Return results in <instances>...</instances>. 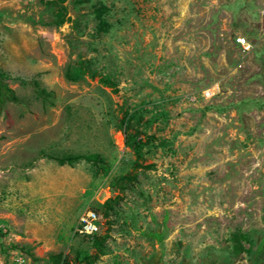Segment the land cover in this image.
Wrapping results in <instances>:
<instances>
[{
  "label": "rangeland",
  "instance_id": "rangeland-1",
  "mask_svg": "<svg viewBox=\"0 0 264 264\" xmlns=\"http://www.w3.org/2000/svg\"><path fill=\"white\" fill-rule=\"evenodd\" d=\"M0 68V264H260L264 0H0Z\"/></svg>",
  "mask_w": 264,
  "mask_h": 264
},
{
  "label": "trees",
  "instance_id": "trees-1",
  "mask_svg": "<svg viewBox=\"0 0 264 264\" xmlns=\"http://www.w3.org/2000/svg\"><path fill=\"white\" fill-rule=\"evenodd\" d=\"M88 64H90V61L85 62V65H83V66H79V68L77 70H73L69 66L65 71L66 78L68 80H71V81L80 80L81 78H83V76L86 74V72H88V70H89ZM91 75L93 76L94 73L91 72ZM37 93L39 96H43V97L51 95V92L45 88H38ZM18 101H19V97H18L15 89L12 88L9 84V75L3 69L0 68V116H1L5 106L8 103L18 102ZM131 147H133L137 152H139V149H138L136 143L135 144L133 143L131 145ZM82 157H84V156L83 155H67V156L57 158V160L61 164L65 163V162L73 163L75 160L82 158ZM85 157H88V156H85ZM95 210H97V209H95ZM147 235L157 242H161L163 240V234L159 233V232H150ZM93 236H95L96 240H98L100 238L98 234H95ZM55 258L59 260L61 257L55 256Z\"/></svg>",
  "mask_w": 264,
  "mask_h": 264
},
{
  "label": "built area",
  "instance_id": "built-area-1",
  "mask_svg": "<svg viewBox=\"0 0 264 264\" xmlns=\"http://www.w3.org/2000/svg\"><path fill=\"white\" fill-rule=\"evenodd\" d=\"M237 44L240 45L243 50H249L251 47L250 41L245 36L236 37ZM213 90L206 89L204 90V96H211ZM103 224L102 215L95 209H86L84 210L78 220L76 226V232L84 237H90L95 234L100 233Z\"/></svg>",
  "mask_w": 264,
  "mask_h": 264
},
{
  "label": "flooded vegetation",
  "instance_id": "flooded-vegetation-1",
  "mask_svg": "<svg viewBox=\"0 0 264 264\" xmlns=\"http://www.w3.org/2000/svg\"><path fill=\"white\" fill-rule=\"evenodd\" d=\"M259 258H260V264H264V249L260 253Z\"/></svg>",
  "mask_w": 264,
  "mask_h": 264
}]
</instances>
